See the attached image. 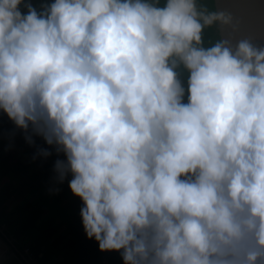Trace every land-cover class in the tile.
Listing matches in <instances>:
<instances>
[{"label": "clouds", "instance_id": "9594fccd", "mask_svg": "<svg viewBox=\"0 0 264 264\" xmlns=\"http://www.w3.org/2000/svg\"><path fill=\"white\" fill-rule=\"evenodd\" d=\"M217 23L197 0H0V111L64 154L124 264H264V47H205Z\"/></svg>", "mask_w": 264, "mask_h": 264}, {"label": "trees", "instance_id": "16d2710c", "mask_svg": "<svg viewBox=\"0 0 264 264\" xmlns=\"http://www.w3.org/2000/svg\"><path fill=\"white\" fill-rule=\"evenodd\" d=\"M52 2L32 0L38 11L43 3ZM164 2L160 0V5ZM186 77L181 71L185 88ZM0 130V238L10 246L12 262L15 258L25 264H124L121 252H102L94 238H87L83 201L69 187L72 176L69 173L60 182L55 171V162L66 159L64 154L31 127L27 132L17 128L2 111ZM13 138L24 146L22 154L8 149ZM43 150L51 155L44 156Z\"/></svg>", "mask_w": 264, "mask_h": 264}, {"label": "water", "instance_id": "95a60500", "mask_svg": "<svg viewBox=\"0 0 264 264\" xmlns=\"http://www.w3.org/2000/svg\"><path fill=\"white\" fill-rule=\"evenodd\" d=\"M197 3L209 11L225 12L233 17L234 27L217 23L204 29L205 47L222 38H230L233 43L250 38L255 46L264 47V0H197Z\"/></svg>", "mask_w": 264, "mask_h": 264}, {"label": "rangeland", "instance_id": "374dc122", "mask_svg": "<svg viewBox=\"0 0 264 264\" xmlns=\"http://www.w3.org/2000/svg\"><path fill=\"white\" fill-rule=\"evenodd\" d=\"M11 143L7 145V147L9 149L12 150H18V152H13V153H18V154H22L24 151V146H22L18 141H16L14 138L10 139ZM26 147V146H25ZM19 150L21 152H19ZM10 249L9 246H6L1 240H0V264H4V260L2 259V257H6L8 258L10 256ZM16 259H13V264H15Z\"/></svg>", "mask_w": 264, "mask_h": 264}, {"label": "crops", "instance_id": "0c3cea01", "mask_svg": "<svg viewBox=\"0 0 264 264\" xmlns=\"http://www.w3.org/2000/svg\"><path fill=\"white\" fill-rule=\"evenodd\" d=\"M1 136H3V134H2V131L0 130V137ZM11 143V141L9 140V144ZM9 149V148H8ZM9 150H11V149H9ZM12 152H18V150H12ZM19 152H21L20 150H19ZM24 152V151H23ZM0 240L6 245V246H9V245H7L1 238H0ZM9 249H10V256L8 257V258H6V257H2V259L4 260V264H13L14 262H12V258H13V252L11 251V248H10V246H9ZM15 264H25L24 262H22L21 260H16L15 261Z\"/></svg>", "mask_w": 264, "mask_h": 264}]
</instances>
